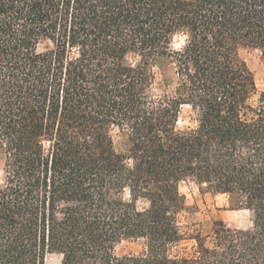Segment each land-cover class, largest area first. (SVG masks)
<instances>
[{"label": "trees", "instance_id": "16d2710c", "mask_svg": "<svg viewBox=\"0 0 264 264\" xmlns=\"http://www.w3.org/2000/svg\"><path fill=\"white\" fill-rule=\"evenodd\" d=\"M245 50L264 61V0H0V264H264ZM187 182L251 226L184 231ZM123 240L144 252L116 256Z\"/></svg>", "mask_w": 264, "mask_h": 264}, {"label": "rangeland", "instance_id": "374dc122", "mask_svg": "<svg viewBox=\"0 0 264 264\" xmlns=\"http://www.w3.org/2000/svg\"><path fill=\"white\" fill-rule=\"evenodd\" d=\"M181 44L180 38L174 39V47ZM50 47V43L42 41L38 45V51H45ZM242 57L247 62L254 74L258 92H264V61L260 53L256 50H245ZM156 87L161 88L163 76L161 71L156 68ZM180 131L194 127V115L189 107H182L176 125ZM115 134V133H114ZM117 140V138H115ZM2 182V163L0 162V183ZM179 191L185 196L187 211L181 216V226L184 231L192 233L199 225H209L211 222L221 219L226 224L237 228H248L251 226L250 214L246 211L232 210L227 198L224 196H214L211 194L200 193L193 183H181ZM191 241L183 243L177 251L184 247L190 251ZM144 252L142 242L123 240L114 248V254L118 257L138 255ZM46 264H60V257L48 255Z\"/></svg>", "mask_w": 264, "mask_h": 264}]
</instances>
